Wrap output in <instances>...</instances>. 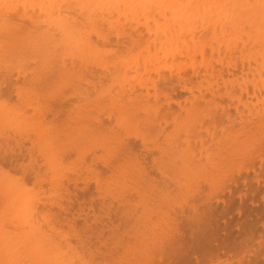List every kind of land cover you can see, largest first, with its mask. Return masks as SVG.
<instances>
[{"label":"bare ground","instance_id":"1","mask_svg":"<svg viewBox=\"0 0 264 264\" xmlns=\"http://www.w3.org/2000/svg\"><path fill=\"white\" fill-rule=\"evenodd\" d=\"M262 5L0 0V217L19 225L5 256L47 261L58 223L157 242L186 221L208 251L179 264L234 260L220 212L241 180L264 184Z\"/></svg>","mask_w":264,"mask_h":264},{"label":"rangeland","instance_id":"2","mask_svg":"<svg viewBox=\"0 0 264 264\" xmlns=\"http://www.w3.org/2000/svg\"><path fill=\"white\" fill-rule=\"evenodd\" d=\"M115 36L116 35H114V37ZM178 91H181V90H178ZM183 91H181V92H183ZM183 94H184V92H183ZM14 95L15 94L11 95V97H13V98H11L12 103H13V100H14V102H15V100H17V98L14 99ZM182 96H184V95H182ZM15 97H17V96H15ZM174 104H176L175 100H174ZM26 146H28V144ZM139 154H143V153L139 152ZM139 154H136V155L144 158L146 160L145 162L149 166H151L150 161H148V159L150 160V158L144 157V155H139ZM88 157H89V155H88ZM256 158H258V157H256ZM1 160H0V163L3 162L4 164H0V166L8 165V163L3 161V159H1ZM85 160H86V162L87 161L89 162L90 158L85 157ZM6 161L8 162L7 159H6ZM255 162H257V159H255ZM261 162H262V160L258 159L257 164L258 163L260 164ZM8 166H10V165H8ZM263 166H264V164H263ZM5 168H8V167H5ZM14 172L15 171H13L11 173H14ZM17 172H18V170H16L15 173H17ZM263 173H264V171H263ZM17 175L18 174H16V176ZM152 175H153V173H152ZM248 178H250V179H248L249 182H252L251 180L254 179L253 183L254 182L255 183L254 184L250 183L246 186L245 183L243 182V180H241L245 185V186L242 185V187L240 185V184H243L242 182L237 183V184H239L240 188L238 187V185H236L234 187L236 191L235 190H234L235 192L233 191L234 196L231 195L226 208H228L230 206L231 201L233 204L231 203V207L228 208V211H226L227 213L226 212L224 213L223 211H222L223 213L220 212L222 214V216L220 218H222L225 215L226 216H225V218L223 217V219L219 218L220 220L218 223L220 226L219 230L221 229V232L222 231L224 232L226 230L225 231V234H226L229 231L226 235L229 234L230 238L234 237L236 239V243H238L239 241H242V243H240V244H242V246L244 245V242H245V245L246 246L248 245V246L246 247L244 245L242 247L239 244L240 246H238V247H240L241 252H240V250H238V247H237V250H238L237 252H239V254L237 253L234 255L235 256V257H233L234 260L231 259L232 257L229 258L230 256H227L225 258L222 257V259L220 257L221 260L220 259L219 260L221 262L218 261L219 262L218 263L216 261H213L214 262V263L212 262L213 264H217V263L218 264H224L225 262H227L226 264H232V263L238 264V262H242V260H245V258H246L247 262L249 261V259L251 262H253L254 259H252V258H255L257 256V254H260L262 252L264 253V249H263L264 243H263V238H262L264 236V232H263L264 230H262V229H264V211H262V210H264V195H263L264 192H261V191H263V190H261V187L264 184L261 185V183H263V182H261L260 178L257 179V177H256V179L258 181L255 178L252 179V176L251 177L249 176ZM251 185H252V187H251ZM236 187L239 189H237ZM255 187H257L256 190H255ZM240 189H242L243 191L246 190L247 193L243 192ZM251 189L253 191H251ZM257 189H258V191H257ZM259 189H260V191H259ZM255 191H257V193ZM233 197H234V199H233ZM240 199L242 201H240ZM243 200H245V201H243ZM226 208H225V210H227ZM260 208L262 210H260ZM252 209H254V210H252ZM229 210H231V211H229ZM223 214H225V215H223ZM3 219H5V220H3ZM3 219L2 220L4 221V224L1 223V217H0V234H1L2 230H4V231L10 230V232H13L14 228H16L15 231H16V233H18L17 232V228H18L17 226H19V225H16L17 223L14 222L13 225H15V227L13 228V226H12L13 222L12 223L9 222L10 224L7 225V224H5L6 223L5 221H7V218H3ZM224 220L226 222H224ZM179 222H180V220H179ZM58 224H61V225L55 226V224H53L54 228H56L54 232H50L48 229H46L43 232V236L46 235L49 238V241H50L49 243H51L50 245L52 246L51 247L52 248L51 258L52 259L49 256L50 254H47L50 259L47 257V255H45V257L47 258V261H44L45 259L44 260L42 259V261H40L41 264H179V263H182L181 261L184 259V257L186 255L187 256L189 255L187 258H190V256H191L192 261H193V259H194L193 256L195 254L197 255V257H196V255L194 257H196V259L198 260V259L202 258L203 253L208 251L205 247L206 246L205 241L191 240L192 237H190V236L194 235V238H195L197 235L200 234L199 232H196V233L194 232V234H191L190 236H188L189 235L188 233H190V231L188 232V230L190 229L191 225L189 223L186 224V221L179 223V224H181V226H178L177 222L175 224L176 226H178L177 227L178 231L181 228L185 229L184 231H183V229L180 230V233H181V231L183 232L180 235L181 237H178L179 234H177L178 235L177 236L175 232L173 233L174 236L171 235L172 233H167L168 235L170 234V237H168V238L164 237L161 240H157V242L147 241L146 238H147L148 234L109 233L106 230H105L106 232H103V231L98 232V233L97 232H94V233L93 232H89V233L87 232V234H86L84 232L77 233V232L65 231L64 228L62 227L63 223H58ZM221 225H222V227H221ZM188 226H189V228H188ZM226 226H228L227 229H225ZM255 227H256V229H255ZM23 228H25V227L23 226ZM19 229L24 230L21 227H19ZM25 229L27 230L29 228H25ZM243 230L246 231L245 236L243 234V232H245V231H243ZM234 231H236V233ZM219 232L220 231H218V233ZM223 232H222V234H220V233L218 234L219 237L222 238L221 235H223ZM230 232H232L233 235H231ZM237 232H239V233H237ZM240 232H242L241 234H243L244 237L240 234ZM7 233H9V232H7ZM9 235H11V233H9ZM143 235L145 236V238H140V239L135 238V237H141ZM206 235H208V233H206ZM257 235H258V237H257ZM131 238H134V239H131ZM194 238H192V239H194ZM196 238H198V236ZM223 239H224V237H223ZM225 239L227 240V238H225ZM248 240H250V241H248ZM158 241H161V242H158ZM258 248H259V250L262 249L263 251L260 250L262 252L259 253ZM242 249H243V251H242ZM246 249H248V250H246ZM51 251H50V253H51ZM247 251H249V252H247ZM257 251H258V253L255 254ZM4 252L5 251H3L0 248V264H39L37 259H35L34 255H33L34 260L32 262L25 263L22 258H20L18 261H13V257H15V255H14L15 250L9 251L6 256H5ZM192 253H194V254H192ZM190 254H192V255H190ZM236 255H238V256H236ZM243 256H245V258ZM237 257H239V258L237 259ZM261 257H262V255H261ZM240 258H242V260H240ZM48 259H49V261H48ZM229 259H231V260H229ZM147 260H149L148 263L146 262ZM186 260H189V261H186V263H189L191 259H186ZM232 260L233 261L237 260V261L232 262ZM246 260L243 262L245 263ZM247 262L245 264H247ZM183 263H185V261H183ZM242 263H239V264H242ZM205 264H211V263H210V261H207Z\"/></svg>","mask_w":264,"mask_h":264},{"label":"snow or ice","instance_id":"3","mask_svg":"<svg viewBox=\"0 0 264 264\" xmlns=\"http://www.w3.org/2000/svg\"><path fill=\"white\" fill-rule=\"evenodd\" d=\"M262 7H264V5H262Z\"/></svg>","mask_w":264,"mask_h":264}]
</instances>
